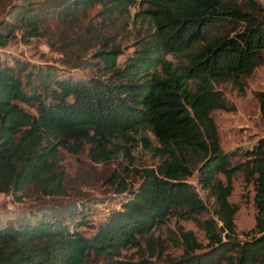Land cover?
Here are the masks:
<instances>
[{"label":"trees","instance_id":"obj_1","mask_svg":"<svg viewBox=\"0 0 264 264\" xmlns=\"http://www.w3.org/2000/svg\"><path fill=\"white\" fill-rule=\"evenodd\" d=\"M93 5L104 17L132 15L137 27L143 24L120 62L112 36L100 40L92 59L80 46L76 53L68 43L59 46L61 63L91 68V75L0 52V193L14 202L30 192L47 197L0 209V264H264V135L223 150L212 117L214 109L232 107L214 81H241L264 62L263 6L258 0H14L0 17V44L17 31L23 39L37 36L52 19L74 23ZM256 97L264 117V91ZM135 136L156 161L136 170L134 186L118 175V207L84 235L79 227L90 224L93 201L62 195L70 187L62 153L86 142L98 159L128 155L125 143ZM193 171L211 202L184 180ZM236 174L253 187V233L244 239L233 221L237 204L227 199ZM174 209L194 220L209 250L196 251L200 240L180 230L178 256L120 258L122 249L141 242L159 255L162 245L150 237Z\"/></svg>","mask_w":264,"mask_h":264},{"label":"rangeland","instance_id":"obj_2","mask_svg":"<svg viewBox=\"0 0 264 264\" xmlns=\"http://www.w3.org/2000/svg\"><path fill=\"white\" fill-rule=\"evenodd\" d=\"M14 0H0V17L4 15L7 5ZM264 8V0H258ZM99 6L93 5L86 8L84 14L74 23L63 25L56 20H49L48 25L37 36L23 39L20 33L15 32L14 37L7 39L0 44V52L20 56L24 59L35 62H46L58 66L63 71H69L74 75H91L94 70L91 68L66 67L60 62L63 54L59 49L63 43H68L69 50L76 53V47L84 49V56L92 59V52L99 46L103 37L112 36L120 44V62L133 48L136 33L142 32L138 18L123 19L120 16L104 17L98 12ZM134 7H129L132 14ZM134 23V24H133ZM73 40V41H72ZM71 45H73L71 47ZM167 58L175 60L172 55ZM68 69V70H66ZM214 87L219 89L228 102L230 109H214L212 117L217 127L220 147L223 150L235 146L250 145L257 137L264 135V117L259 108L257 91H264V62L255 66L250 74L243 77L241 81L218 80L214 81ZM146 137L153 141V135L145 130ZM122 143V142H121ZM128 155L119 151L116 157L109 159L102 157L98 159L95 151L89 149L88 143H83L76 153H62V165L68 178L69 189L63 196H74L76 199L92 200L87 213L89 225L80 226L79 229L84 235H90L100 219L113 208L118 207L117 197L113 195L116 185L115 179L123 177L127 185L137 184L136 170L145 165L153 164L155 159L154 151L135 136L133 141L126 143ZM184 180L198 193L204 202H211L212 197L196 181L195 171L186 175ZM253 187L250 182H244L240 174L232 179V189L227 199L237 204L233 216L235 230L238 239H244L253 232H249L254 224V206L252 201ZM46 196L37 195V192H30L19 202L11 200L9 194L0 193V209H11L22 207L40 200H46ZM206 216L197 215V218ZM180 230H191L192 234L200 240L201 247L196 251L209 250V245L194 220L183 217L177 209L172 210L162 223L155 226L151 242H159L162 251L159 255L155 252L149 255L152 250L146 247L145 242L141 246L128 247L121 250L120 258L135 260L140 257L151 260H161L164 257L178 256L182 251V237ZM243 232V233H241ZM244 232H247L245 234ZM156 250V248H155Z\"/></svg>","mask_w":264,"mask_h":264}]
</instances>
